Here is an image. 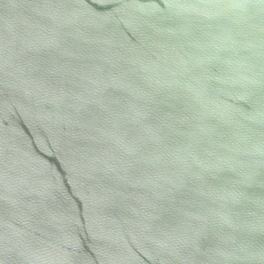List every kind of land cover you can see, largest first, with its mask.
Here are the masks:
<instances>
[{
  "label": "water",
  "instance_id": "95a60500",
  "mask_svg": "<svg viewBox=\"0 0 264 264\" xmlns=\"http://www.w3.org/2000/svg\"><path fill=\"white\" fill-rule=\"evenodd\" d=\"M0 264H264V0H0Z\"/></svg>",
  "mask_w": 264,
  "mask_h": 264
}]
</instances>
